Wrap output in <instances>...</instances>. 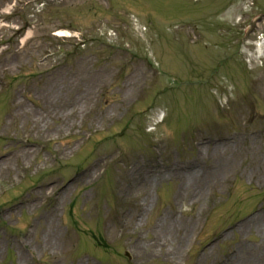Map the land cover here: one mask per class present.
<instances>
[{
	"label": "rangeland",
	"instance_id": "obj_1",
	"mask_svg": "<svg viewBox=\"0 0 264 264\" xmlns=\"http://www.w3.org/2000/svg\"><path fill=\"white\" fill-rule=\"evenodd\" d=\"M254 2L0 0V162L29 129L31 115L20 117L19 108L37 113L48 138L22 168L12 163L0 174V264H193L202 252L204 264H264V58L254 46L264 36V0ZM249 19L258 23L257 38L242 35ZM45 92L54 96L49 109ZM221 143L214 154L211 144ZM153 163L159 182L148 174L144 189L116 197L132 166ZM179 163H188L185 171ZM95 164L89 179L75 183ZM191 170L204 174L194 206L184 189L175 196L176 173ZM52 183L62 190L47 200ZM119 213L129 231L120 233ZM169 217L186 226L175 239L179 258L132 259L124 242L136 235L146 242ZM62 240L70 241L64 249Z\"/></svg>",
	"mask_w": 264,
	"mask_h": 264
},
{
	"label": "bare ground",
	"instance_id": "obj_2",
	"mask_svg": "<svg viewBox=\"0 0 264 264\" xmlns=\"http://www.w3.org/2000/svg\"><path fill=\"white\" fill-rule=\"evenodd\" d=\"M28 35V34H27ZM256 49L258 53H260V56H264V40H261L259 43L256 44ZM43 95L44 103L43 108L49 109L53 104L54 96L50 95V93L45 92ZM19 102H17L14 106H17ZM106 111V109H105ZM18 115L20 117L27 118L26 115L30 114L31 119L27 121V124L30 125L29 129L27 130L28 135L32 136L34 138H46L45 133L41 131L40 125L42 121L40 120V117H36L37 113H34L31 110H27L26 107H21L18 109ZM75 107L71 105L70 107V118L75 116ZM35 114V115H34ZM60 117V116H59ZM68 116H64L63 119L60 120L62 123L60 127H58L55 131L56 135H59L63 128L65 127L67 120L66 118H69ZM101 118L104 117L103 114L100 115ZM69 127H72L70 125ZM212 150L214 151V154L219 155L220 154V147H223V143L219 144V147H213ZM32 154V150L27 147L26 144H23L21 142V139H18L15 141L14 144V150L13 152L9 155V158H7L4 161L0 162V174L3 173H8L10 171V166L12 163L17 164L20 161H24V159H29V157ZM18 167H21L19 165ZM97 166H94L90 171L86 172L83 174L78 180L75 182H82L86 179H89L96 171H97ZM160 168L158 165L153 164L151 168H144L140 166L133 167L130 172L127 175V179L120 184V196L127 195L126 193L133 192L136 189H144L146 187V183L149 178L154 176V180L156 182H159V179H161L162 176H160ZM215 174L220 173L219 167H214L212 171H210ZM148 174H154L153 176H149ZM204 175L201 171H188L184 173H176V178L180 182V186L178 190L175 193V196L177 199L180 198L181 195V190L184 189V192L186 193L185 196L189 200L190 205L194 206L198 203H200L201 199V193L196 190L197 188V183L199 184L201 181V176ZM168 177H174V176H168ZM150 186V183L148 184ZM126 192V193H125ZM38 198V196H36ZM147 199H145L142 202V205L135 204L134 211L129 214L128 219L130 221L137 219L138 217L141 216L143 212V208L146 206ZM51 216H54L55 214V209H52L50 212ZM173 215V212L171 216ZM171 217L165 218L164 220L161 219L158 221V224L156 227H154L155 234H152L150 236V239L147 240L146 242H142V237L141 236H136V240L134 241L135 243L133 244V253L135 258H141V257H147L148 260H161L163 262H167L169 260H176L179 258L180 253H179V247H177L176 244H179V242L175 239L180 238L184 235L186 226L180 227V225L176 224L175 221L170 219ZM200 220V215H196L195 219H192L191 221L193 224L198 223ZM127 226V225H125ZM55 227V226H54ZM108 229V227H107ZM242 229V228H241ZM52 232L54 233L53 236H57L58 238L60 237V233L57 232L56 229H53ZM56 232V233H55ZM166 235L168 237H166ZM59 244L61 247L64 249L65 243L60 242ZM164 245L167 246V250H164ZM58 244L56 245V247ZM169 246V248H168ZM60 247V246H59ZM55 246L52 243L51 244V249H54ZM171 256V257H170ZM209 257L207 256L204 252L201 254V256L198 257V259L194 262V264H204V260ZM230 261V260H229ZM227 261L225 264H232L231 262ZM57 260L53 261L54 264H56ZM77 264H81V261Z\"/></svg>",
	"mask_w": 264,
	"mask_h": 264
}]
</instances>
